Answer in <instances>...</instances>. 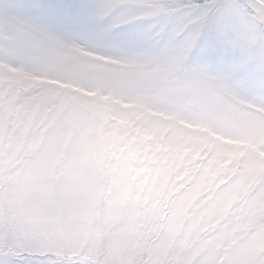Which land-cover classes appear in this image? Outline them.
<instances>
[{
  "label": "snow or ice",
  "instance_id": "obj_1",
  "mask_svg": "<svg viewBox=\"0 0 264 264\" xmlns=\"http://www.w3.org/2000/svg\"><path fill=\"white\" fill-rule=\"evenodd\" d=\"M0 264H264V0H0Z\"/></svg>",
  "mask_w": 264,
  "mask_h": 264
}]
</instances>
